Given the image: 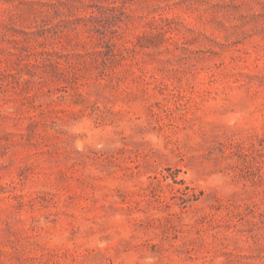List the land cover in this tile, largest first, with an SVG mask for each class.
<instances>
[{
	"label": "rangeland",
	"instance_id": "obj_1",
	"mask_svg": "<svg viewBox=\"0 0 264 264\" xmlns=\"http://www.w3.org/2000/svg\"><path fill=\"white\" fill-rule=\"evenodd\" d=\"M0 264H264V0H0Z\"/></svg>",
	"mask_w": 264,
	"mask_h": 264
}]
</instances>
